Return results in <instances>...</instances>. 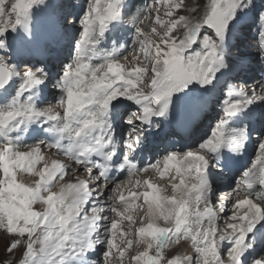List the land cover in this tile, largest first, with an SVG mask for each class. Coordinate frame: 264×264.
<instances>
[{
  "label": "snow or ice",
  "instance_id": "snow-or-ice-1",
  "mask_svg": "<svg viewBox=\"0 0 264 264\" xmlns=\"http://www.w3.org/2000/svg\"><path fill=\"white\" fill-rule=\"evenodd\" d=\"M256 8L0 0V232L18 264H264V80L226 84L211 116L206 100L249 72L232 41ZM181 241L192 255H168Z\"/></svg>",
  "mask_w": 264,
  "mask_h": 264
},
{
  "label": "rangeland",
  "instance_id": "rangeland-1",
  "mask_svg": "<svg viewBox=\"0 0 264 264\" xmlns=\"http://www.w3.org/2000/svg\"><path fill=\"white\" fill-rule=\"evenodd\" d=\"M134 2L138 5H144L146 3H151V0H134ZM186 4L189 7L198 5L200 9H203V6L205 4V0H185ZM264 1L256 0L257 8L245 19L244 25L242 27V30L238 31L235 38L232 41L233 44V53L238 55L241 52H245L249 55V63H250V70L249 72L242 76L240 79H233L232 76H226L223 80H221L220 84L217 86V88L214 90L213 93L208 95L206 98L207 104H208V115H212V105L216 101V99L221 95V89L224 90V92L227 91V85H236V86H243V80H247L250 87H257V90L259 91V85L261 84V81L264 80V64H262L256 57L255 53V43H256V37L259 30V22L256 20V15L258 12L262 10ZM188 14V13H186ZM150 23V22H146ZM126 27H129L126 25ZM253 81H257L258 83L253 85ZM219 109H217L218 111ZM259 113H256L253 117V119L256 120L257 126L259 125L258 120L260 119V111ZM212 123L211 120L205 121L202 128L200 129V132L207 131L210 127V124ZM199 134V133H198ZM254 152V147L251 146V151L249 154V160H251ZM231 184V179L229 180V185ZM227 185V183H222L220 187L223 189L224 186ZM40 206L37 205V208ZM1 233V232H0ZM11 240V237L7 236L6 234L2 233L0 235V264H5V261H8L9 259L12 260V264H18V261L21 256V249H18L15 251L14 256H10V254L6 251L7 246ZM174 252H181L187 255H192V250L190 247L189 242L187 241H181L180 245L174 246L167 254L172 255Z\"/></svg>",
  "mask_w": 264,
  "mask_h": 264
},
{
  "label": "bare ground",
  "instance_id": "bare-ground-1",
  "mask_svg": "<svg viewBox=\"0 0 264 264\" xmlns=\"http://www.w3.org/2000/svg\"><path fill=\"white\" fill-rule=\"evenodd\" d=\"M257 84L258 82L257 81H253V85L254 84ZM259 87V86H258ZM257 113H259L258 111H257ZM257 120V119H256ZM256 120L255 119H253L252 118V120H251V126H253V127H256V128H259V126H257V124H256ZM259 121V120H258ZM180 145L179 144H177V147H179ZM254 147V146H253ZM250 151H251V146L248 148V150H247V153L245 154V155H243V157L241 158V161H240V163L242 164V165H246V164H248L249 163V154H250ZM49 160H51V159H59V160H61V161H63L64 163H66V164H68L69 165V167H71L72 166V162L71 161H69V160H67L65 157H63V156H56V155H53V154H49ZM141 159H143V157L141 158ZM26 179H27V177H26ZM119 179V178H118ZM231 178H229L225 183H227V185H225L224 186V188L223 189H225V190H227V188H228V186H229V180H230ZM2 234V232L0 233V235Z\"/></svg>",
  "mask_w": 264,
  "mask_h": 264
},
{
  "label": "trees",
  "instance_id": "trees-1",
  "mask_svg": "<svg viewBox=\"0 0 264 264\" xmlns=\"http://www.w3.org/2000/svg\"><path fill=\"white\" fill-rule=\"evenodd\" d=\"M261 1H264V0H261ZM262 4H263V6H261V7H262V9H264V2Z\"/></svg>",
  "mask_w": 264,
  "mask_h": 264
}]
</instances>
